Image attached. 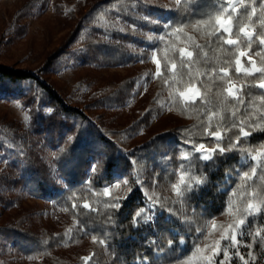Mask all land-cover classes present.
<instances>
[{
  "label": "trees",
  "instance_id": "1",
  "mask_svg": "<svg viewBox=\"0 0 264 264\" xmlns=\"http://www.w3.org/2000/svg\"><path fill=\"white\" fill-rule=\"evenodd\" d=\"M167 1L148 0L149 4L157 6L145 7L143 4L136 6V0H94L43 66L31 70L0 63V99H19L31 119L30 134H24L14 119H1L0 149L6 153L10 167L2 170L0 181L13 192L26 190L34 197L53 200L76 220L72 236L63 231L33 229V212L21 213L13 222L0 226L1 239L12 241L19 256L42 258L46 264H174L187 254L196 253L207 232L231 234L237 220L245 216L248 203L264 198V182L242 178L243 172L250 170L241 165L242 154L238 151L217 156L214 163L207 164L197 159L199 153L190 161L180 159L181 151L192 149V143H185L186 140L204 143L208 148L214 146V138L203 135L208 124L209 106L201 103L200 97H213L216 91L228 88L229 84L243 86L246 104L248 99L261 95L260 89L249 87L256 82L253 77L242 71L235 72L234 61L236 57L240 58V52H245L246 55L241 56L244 61L251 57L262 65L264 51L258 41L253 43L251 50L241 45L239 51H235V46L226 45L214 37L209 42L206 33L213 30L209 25L199 26L205 33L203 36L193 29L192 25L198 19L215 17L220 5L226 7L224 0H181L178 8L174 5L175 0ZM36 2L24 4L16 17L29 14ZM165 6L177 10L168 11ZM255 6L257 16L253 21L260 14L259 0ZM61 7L63 5L56 6L59 10ZM145 15L160 23L145 21ZM165 23L171 27H166ZM231 23L233 32L238 31V27L252 28L255 33L264 32V27L249 22L246 17L238 26L235 19ZM211 24H216L215 19ZM185 25L187 27H183ZM182 27V31H176ZM121 28H124L123 32ZM21 29L19 24L15 28L17 32ZM145 33L152 39H148ZM161 36L162 40L159 39ZM231 38L235 39V36ZM195 44L204 46L206 57L195 48ZM180 49L193 52L192 57L184 56L185 63L199 58L198 64H192L191 77L187 75V68L183 69L184 75L179 74ZM222 49L232 50L234 55H227ZM257 51H261L260 56L254 55ZM153 52L161 63V74L153 83L154 96L139 117L118 128L108 129L94 121L85 109L68 102L49 78L51 72L65 68L73 58L101 67H135L140 63L141 68L136 73L114 83L119 84L114 91L91 102L97 108L124 105L133 98L136 84L144 74L148 73L147 79H151L148 68ZM225 60L231 62V67L223 63ZM173 63L177 64V69H172ZM221 66L228 67L231 83L226 82L227 78L224 81L210 80L207 74L201 75L206 68ZM189 87L200 91L195 103L184 102L178 94ZM254 103L260 105L258 99ZM166 106L173 109L182 122L141 143L129 144L127 135H134L147 127ZM238 107L240 112L237 115L243 118L244 107ZM212 111L216 108L213 107ZM225 115L230 116L231 112ZM217 119L213 118L212 130H215ZM256 122L255 117L249 121ZM224 128L230 129L224 132L225 142L239 134V129L231 126V120L224 122ZM245 130L251 129L245 126ZM242 143L244 147H258L264 143V132L255 131ZM49 151L53 154L51 160ZM181 164H190L196 175L207 176L206 183L190 193L183 203L176 202L170 187L176 183ZM122 179L128 182L127 186L123 185L124 193L119 197L122 207L119 210L105 207L116 202V197L113 193L106 196L104 189H111ZM128 188L132 189L130 193ZM153 192L163 207L156 204L154 211L147 212L151 216L147 223L141 220L134 224L135 213L141 208L148 209L151 204L148 196ZM252 193L257 194L256 198ZM125 195L127 199H124ZM16 196L18 194L12 192L9 196L0 194V202L13 204L12 198ZM230 202L231 210L226 211ZM85 203L89 208L83 207ZM263 208L259 215L248 217L250 225L246 227L245 245H251V248L243 247L244 254H234L230 264H244L240 256L249 263L264 264V242L261 241L264 237ZM229 225L233 227L229 228ZM258 229L260 235L255 236ZM93 237H96L95 242ZM101 240L104 244L99 242ZM182 241L185 242L183 247ZM227 243L231 242L227 240ZM249 251L256 257L255 262L248 257ZM160 253L162 255L158 256ZM84 257L90 259L85 261Z\"/></svg>",
  "mask_w": 264,
  "mask_h": 264
},
{
  "label": "rangeland",
  "instance_id": "2",
  "mask_svg": "<svg viewBox=\"0 0 264 264\" xmlns=\"http://www.w3.org/2000/svg\"><path fill=\"white\" fill-rule=\"evenodd\" d=\"M94 0H37L36 5L31 7L30 13L17 18L18 10L27 2L33 3L34 0H0V63L10 65L16 68H27L36 70L43 66L46 60L52 55L56 49L61 45L65 36L79 20L85 9ZM166 2H168L166 0ZM62 9H57L56 6ZM175 5V3H174ZM225 19L226 18H221ZM231 25V21L229 22ZM21 26V31L15 30L17 25ZM247 31H252V28L245 27ZM190 50L185 49V52ZM155 57V60L153 59ZM241 71L245 67H251L248 61L241 58ZM159 61V69L161 73V63L157 57L156 52L152 53L149 63V74L151 79H147L148 73L144 74L136 84V90L133 93L128 103L124 105H113L104 107H93L92 101L101 97L103 94L114 91L120 82L129 74L136 73L141 68L138 63L135 67L129 66H97L93 63H83V61L73 58L68 66L54 71L49 74V78L54 85L62 91L67 101L71 104L78 105L85 109L87 113L99 122L102 126L113 129L117 126L130 123L133 119L139 117L141 112L145 109L147 102L154 96V79L157 77V63ZM256 67L262 65L255 62ZM229 87L240 88L239 84H229ZM228 87V88H229ZM185 93L184 96L181 93ZM200 96L199 89L189 87L184 91L179 92L180 98L184 102H191L193 94ZM1 119L7 121L14 119L19 124V128L30 134V114L28 109L23 106L19 99L2 98L0 99V123ZM182 122L180 116L178 117L173 109L166 106L165 110L160 115L153 118L147 127L141 128L138 133L134 135H127V140L130 143L142 142L147 140L170 126ZM4 150L0 149V173L3 169L10 167L8 159L6 158ZM50 160L53 158L52 152L49 151ZM241 165L245 166L244 161ZM245 171V170H244ZM259 172V170H258ZM180 174V173H179ZM178 174V178H179ZM251 176V172L249 171ZM264 175V173H261ZM177 178V180H178ZM125 179L117 181L121 183V187L116 189L111 187L109 196L113 193L115 197H121L123 192V183ZM176 180V182H177ZM253 181L264 182V180L254 179ZM9 192L18 194L13 197V204L0 202V226L11 223L17 218L19 214L33 212L32 228L38 231L50 229L54 232L63 231L68 236H72L75 232V219L69 215L65 208L59 204H54L53 200H48L42 197H34L25 191H14L0 181V194L9 196ZM16 192V193H15ZM259 202L256 200L252 202L255 206ZM264 209V208H263ZM262 210V206H261ZM261 212V211H260ZM259 215V214H258ZM257 216V215H256ZM242 219V218H240ZM237 223H239V220ZM250 225V220L247 219L245 225L241 226L244 232L243 236L237 234L238 243L232 244L227 248L228 259L224 258L223 249L229 245L227 240L222 239V236L231 237L234 233L233 228L231 234L221 235L217 233H210L203 237L202 242L199 243V251L191 256H185L175 262L174 264H220L224 260V264H230L231 258L234 254H244L242 252L245 247L248 231L246 227ZM220 233H223L221 231ZM211 234L213 236L209 237ZM209 237V238H208ZM210 241V242H209ZM228 242H231L230 239ZM185 246L182 241L181 247ZM238 248V250H237ZM236 253H235V252ZM161 256L162 253L157 254ZM191 258V259H189ZM147 262V261H146ZM148 263V262H147ZM0 264H46L42 258H26L19 256L13 246L12 241H6L0 237ZM248 264H255L249 263Z\"/></svg>",
  "mask_w": 264,
  "mask_h": 264
},
{
  "label": "snow or ice",
  "instance_id": "3",
  "mask_svg": "<svg viewBox=\"0 0 264 264\" xmlns=\"http://www.w3.org/2000/svg\"><path fill=\"white\" fill-rule=\"evenodd\" d=\"M143 4L145 7H153L157 5H151L149 4L148 0H136V6ZM224 4L227 6L225 7L223 4L220 5L219 11L216 14L215 17L210 16L207 19H198L194 25H192L193 29L197 32H201V35H205L200 29V25H209L213 30L206 33V35L209 38V42H211V39L214 37L218 41H223L224 44L229 46H235V51H239V48L241 45L246 46L248 50L252 49L253 43L256 41L259 42L261 51H264V32L255 33L252 31H247L245 27H238V31L233 32L232 25L229 23L233 19L237 21V26L239 25V22L243 18H247V20L253 24L259 23L261 27H264V0H259V8H260V14L256 21H253V17L257 16V7L255 6L257 4V0H224ZM175 5L177 8L181 5V0H175ZM166 7V6H165ZM177 8H167L168 11H175ZM221 16H226L225 19H220ZM215 19L216 24L212 25L211 21ZM144 20L149 23H160L158 20H152L150 16L145 15ZM166 27H171V25L165 23ZM187 27V25L183 26ZM183 27L181 29H176V31H182ZM121 32L124 31V28L120 29ZM133 31H135V27H133ZM241 34H243V37H241ZM148 39H152V36L145 33ZM232 36H235V39L231 38ZM255 37V39H254ZM107 39V37H106ZM159 39H163V37H159ZM190 39L194 40V37H190ZM195 48L200 49L201 52L204 54V56H207V53L204 52V46L200 44H195ZM222 51L227 55H234V51L229 49H222ZM261 51H257L254 53L256 56L261 55ZM180 55H181V61L179 65L180 72L179 74L182 76L184 75L183 69L187 68L188 73L187 75L191 77L192 75V64L193 63H199V58L197 60L189 61L188 63H185L184 56L192 57L193 52L188 51L185 52V49H180ZM245 52H240V56H245ZM155 60V57H153ZM157 63V73L156 76H160V69H159V61H156ZM205 63H207V60H205ZM224 64L231 67V62L225 60L223 62ZM236 68L235 72L239 74L241 72V60L239 57L235 58L234 61ZM248 63L251 65V67H245L243 69L244 74L246 76H251L256 81L254 84L249 85V87H256L261 90V95L259 97H252L248 99L246 104V98L243 92V86L240 88H223L214 94L213 97H200L201 103L208 105V115L207 120L208 124L203 130V135L205 137H212L214 138V146L211 148H208L204 143L195 144L190 140L184 141L185 143H192V149L190 151L184 150L180 153V159L185 161H190L191 158L196 154L199 153L197 159L200 161H203L205 164L208 162H215V159L217 156H225L227 153L232 151H238L240 152L241 158L244 161V164L249 168L251 172V176L249 175L248 171L243 172L242 178L247 177L249 180L254 179H260L264 180V175H261V173H264V143H261L258 147H244L243 141H247L248 137L252 135L255 131H261L264 132V57H262V66L256 67L255 61L252 60L251 57H248ZM177 64H172V69H177ZM220 73H223V75H220ZM207 74L209 76L210 80H221L224 81L227 78V83H231V78L229 77V69L228 67H213V68H206L204 71L201 72V75ZM259 74V75H257ZM167 83V81H165ZM224 92H227L228 95H223ZM182 96L185 95V93H181ZM249 97H251V94H248ZM197 95L194 93L191 97L192 102L195 103V100L197 99ZM260 101V105H256L254 103L255 100ZM244 107V113L243 118L241 116H238L237 114L240 112V107ZM215 107L216 111H212V108ZM252 108L253 111L249 112L248 109ZM51 110H49L50 112ZM231 112L230 116H226L225 113ZM218 118L216 120V127L215 130H212L213 127V118ZM255 117L256 123L252 124L249 123V121ZM226 120H231V126L233 128L239 129V134L235 136V138H227L224 132L230 130L224 128V122ZM239 120V123L236 121ZM245 126L250 128V131L245 130ZM223 130V132H222ZM93 170H95V166L93 167ZM259 170V172H258ZM239 175V173H238ZM207 181L206 174L196 175L194 171L192 170L191 165L181 164L180 165V174L179 178L176 183H172L170 185L171 190L174 192L176 197V202L183 203L184 200L188 197V195L194 191H196L200 186H202ZM122 183L127 186V180L122 181ZM116 189H119L121 187V183H116L114 185ZM110 189L106 187L104 189V192L107 194L109 193ZM127 191L130 193L132 191L131 188H128ZM232 195H235V192L232 193ZM253 198H256L257 194L252 193ZM155 197V198H154ZM124 199H127V195H125ZM148 199L151 201V204H149L148 209L141 208L139 209L134 217H133V223L138 224L141 222V220L145 223H147L151 216L147 215V212L149 210L154 211L155 205L160 204L161 207H163V203L159 200V197L155 192H153L152 195L148 196ZM120 198L116 197L114 203H110L105 205V207H111L116 210H119L122 207V204L119 202ZM231 202L228 205V209L226 211L231 210ZM261 206H264V198L259 199V203L257 205H253L251 202L248 203L247 208L245 209V216L239 220V223H237L233 229L234 233L230 238L227 236H222V239L229 240L231 243L227 245L223 251H224V258L228 259V251L227 248L231 247L232 244L238 243L237 241V234L240 236L244 235V232L241 230V226L245 225L247 222V219L249 216H256L260 214ZM75 207V205H73ZM84 208H89V205L85 203L83 205ZM67 211V209H65ZM171 211V210H170ZM213 227H215V220L212 221ZM232 225H229V228H232ZM227 231V229H225ZM260 229L257 230L255 233V236L260 235ZM255 236H254V242H255ZM93 241H96V237H93ZM261 241L264 242V237H261ZM101 244H104V241H99ZM248 248H251V245H245ZM197 251H199V247H197ZM195 254V253H194ZM248 257L255 262L256 257L252 254L251 251L248 252ZM85 261L89 260L90 257H84L82 258ZM191 259V258H189ZM240 259L244 261V264H248V260L244 258V256H240ZM220 264H224V260L220 261Z\"/></svg>",
  "mask_w": 264,
  "mask_h": 264
}]
</instances>
